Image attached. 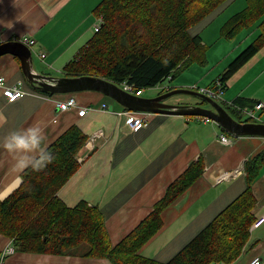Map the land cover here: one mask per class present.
Listing matches in <instances>:
<instances>
[{"label":"crops","instance_id":"crops-1","mask_svg":"<svg viewBox=\"0 0 264 264\" xmlns=\"http://www.w3.org/2000/svg\"><path fill=\"white\" fill-rule=\"evenodd\" d=\"M100 1L0 0V21L13 22L11 29L0 24V43L18 41L23 36L34 39L30 46L35 57H32L33 70L53 77L64 76L63 65L77 55L97 29L99 17L92 10ZM236 2L238 5L231 8ZM246 2L234 0L225 4L191 27V34L200 35L207 45V62L205 66H189L168 83L171 87L193 84L210 87L248 42L258 37L262 19L241 31V40L248 41L242 50H228L224 55L207 54L210 43L215 40L203 39L204 31L215 25L213 35L222 39L224 47L226 39L219 37L220 27L241 11ZM224 12L227 13L223 15ZM0 76L4 77L6 86L21 81L20 87L26 92L16 101L7 102L0 88V144L13 130L30 126L42 129L43 150L72 124L88 135L77 154L78 170L59 189L57 196L70 207L81 200L89 206H98L112 244L151 211L170 182L191 162L202 157V175L163 212V226L141 247L143 256L160 262L172 258L245 189V162L258 155L264 158V136L234 135L207 117L137 112L147 122L140 130L132 131L116 116V111L124 107L100 92L84 90L51 95L40 92L27 82L20 60L12 54L0 56ZM223 85V94L216 100L229 115L235 120L241 116L239 122L264 124L260 119L264 118V110L255 109L258 101H264V45ZM71 95L76 99L77 108L59 111L57 103ZM242 101L246 103L241 105ZM177 103L196 105L188 101ZM81 108H86L82 116L78 115ZM244 108L253 112V116L247 114L245 118L250 119L246 121L242 116ZM98 130L100 133L95 134ZM221 134L230 138L231 143H223ZM38 154L40 152L36 151L29 155L35 158ZM19 157L20 154L10 153L0 146V200L20 184L19 175L24 168L17 167ZM233 171L236 172L232 176L222 178L225 172ZM252 191L256 201L252 209L254 221L264 215V160L259 164ZM250 227L248 243L240 255L230 263L217 262L251 264L254 258H259V264H264V223L251 230ZM8 247H12L11 239L0 235V254ZM75 248L65 255L15 251L1 259L0 264H111L106 258L86 257V250L79 252Z\"/></svg>","mask_w":264,"mask_h":264},{"label":"trees","instance_id":"trees-1","mask_svg":"<svg viewBox=\"0 0 264 264\" xmlns=\"http://www.w3.org/2000/svg\"><path fill=\"white\" fill-rule=\"evenodd\" d=\"M233 1L101 0L92 10L101 18L100 26L61 72L66 77L98 76L117 85L127 81L138 89L172 82L181 70L193 64L206 65L207 45L200 35L190 33L191 27ZM246 1V6L220 27V37L234 38L259 19L261 30L218 78L223 84L264 45V0ZM87 140L88 135L78 125H70L45 149L54 160L38 170L24 168L20 184L0 200V235L11 239L15 251L65 255L86 243L84 256L106 258L111 264L230 263L240 255L254 219L252 185L264 160L261 155L245 162V189L172 258L160 262L143 256L141 247L163 226V212L202 175V157L170 182L151 211L112 246L98 206L81 200L70 207L57 196L78 170L77 154Z\"/></svg>","mask_w":264,"mask_h":264},{"label":"water","instance_id":"water-1","mask_svg":"<svg viewBox=\"0 0 264 264\" xmlns=\"http://www.w3.org/2000/svg\"><path fill=\"white\" fill-rule=\"evenodd\" d=\"M12 54L20 60L23 75L33 87L52 94L74 93L84 90L97 91L110 97L124 108L134 112H157L186 116H202L217 121L234 135L264 136L263 123L239 122L213 98L199 95L188 88H174L153 97H142L125 92L117 84L98 76L53 77L33 70L31 49L19 41L0 43V56ZM187 94L201 99L200 104H172L165 100L173 95ZM201 104H206L203 106Z\"/></svg>","mask_w":264,"mask_h":264},{"label":"built area","instance_id":"built-area-1","mask_svg":"<svg viewBox=\"0 0 264 264\" xmlns=\"http://www.w3.org/2000/svg\"><path fill=\"white\" fill-rule=\"evenodd\" d=\"M100 23H101V18L99 19L98 25L96 28H98ZM18 41L24 43L27 46H32L34 44V39L27 37V36L20 37ZM20 84H21V81H19L14 86H6L4 77L0 76V88L2 89V93L5 96L7 102H14L26 94V92L23 89H21ZM120 87L125 92L131 93L137 96L141 95L143 92V89H138L132 83H129L127 81H123L122 83H120ZM193 87L197 88L195 87V85ZM197 89L198 91H201L202 93L207 94L210 97H214L218 99V98H221L223 94V83L219 79H217L214 83V88L199 87ZM106 105L107 104L105 103L102 104L103 107H106ZM57 107L59 111H67L71 108H77V102H76L75 97L71 95L64 101L58 102ZM255 109L264 110V101H258L255 104ZM85 111H86V108L78 109V115L82 116ZM243 111L246 112V114L253 116V112L251 110L244 108ZM116 116L117 118L122 119L124 123L127 125V127L131 129L132 131L140 130L146 124L144 117L137 114V112L128 110L126 108H122L121 110L116 111ZM220 140L223 143H228V144L231 143V139L225 136L224 134L220 135ZM235 172L236 171L225 172V174L222 175V178L230 177ZM263 223H264V215H260L252 222L250 230L259 227ZM13 253H14V248L8 247L0 254V260L3 259L5 256H9ZM259 263H260L259 258H254L253 261L251 262V264H259ZM211 264H224V263L216 261Z\"/></svg>","mask_w":264,"mask_h":264},{"label":"rangeland","instance_id":"rangeland-1","mask_svg":"<svg viewBox=\"0 0 264 264\" xmlns=\"http://www.w3.org/2000/svg\"><path fill=\"white\" fill-rule=\"evenodd\" d=\"M238 5V2H236V3H234L232 6H231V8H233V7H236ZM221 7H224V6H221ZM220 7V8H221ZM217 11V10H216ZM215 11V12H216ZM214 13V12H213ZM212 13V14H213ZM227 12H224L223 13V15L224 14H226ZM211 14V15H212ZM222 15V16H223ZM217 21L218 20H216L215 21V23H217ZM215 27V25H213V26H211L210 28H208V29H206L205 31H204V33L202 34V36H203V39H205L204 37H206V39H207V37H208V39H210V40H215V42H213V43H210L211 44V46L209 47V50H208V52H207V54L208 55H224V54H226L227 53V51L229 50V52L230 51H232L233 49L235 50V49H237V48H239V50H242L246 45H247V42L248 41H246V43L243 41V40H241V38H242V32L240 31L234 38H231V39H226V40H224L225 41V43H226V45L224 46V47H222V39H217L218 38V36L217 35H213V28ZM190 31V30H189ZM191 32L193 33V30L191 29ZM190 32V33H191ZM218 34V33H217ZM219 37H220V32H219ZM221 38V37H220ZM244 42V43H243ZM216 43V44H215ZM249 43H250V41L248 42V45H249ZM205 44V43H204ZM214 45V46H213ZM209 46V45H208ZM227 46H231L230 48H228ZM32 57L33 58H35L34 57V55H32ZM188 68H186V70H187ZM182 71V73L183 72H185V69H183V70H181ZM51 72H54V74H55V71L53 70V71H51ZM181 73V74H182ZM82 76V75H81ZM169 83V80H166V81H164L163 83H159L157 86H155V87H150V88H147V89H144L143 90V92H142V96H144V97H153V96H155V95H158V94H161V93H164V92H168V91H170L171 89H174V88H177V87H174V88H171V86L168 84ZM214 83H215V81H214ZM195 85V87H197V88H199L200 86L199 85H197V84H193V85H189V86H186V87H182V88H188V89H191L193 92H196L197 94H199V95H205V96H207V97H210V96H208L207 94H204V93H202L201 91H198V89L197 88H194L193 86ZM209 87V86H208ZM210 87L211 88H214V85H210ZM171 88V89H170ZM211 98H213V99H215L216 100V98H214V97H211ZM167 101L169 102V103H172V104H179V103H177V102H181V101H188V102H191V103H196V104H200L201 103V99L199 98V97H197V96H191V95H187V94H177V95H173V96H171V97H169V98H167ZM201 105H203V106H206V104H201ZM242 112V111H241ZM242 116L245 118L246 116H247V114L246 113H242ZM188 117H191V116H188ZM200 117V116H199ZM202 117V116H201ZM260 119H263L264 120V118H260ZM145 121L147 122V120L145 119ZM146 125V124H145ZM144 125V126H145ZM143 126V127H144ZM203 127V126H202ZM209 127V126H208ZM100 133V130H98V131H96L95 132V134H99ZM214 133V132H213ZM91 136V135H90ZM90 141H88V143H89ZM105 220V219H104ZM131 231V230H130ZM129 231V232H130ZM108 232V231H107ZM128 232V233H129ZM127 233V234H128ZM126 234V235H127ZM126 235H124L122 238H124ZM122 238L120 239V240H122ZM119 240V241H120ZM118 241V242H119ZM117 242V243H118ZM117 243H115V244H112L111 243V245L112 246H114V245H116ZM77 251H79V252H81V251H85V250H87L88 249V245L86 244V243H82V244H80L79 246H77L76 248H75ZM149 258H151V257H149ZM154 259V258H153ZM156 260V259H155ZM158 261V260H157Z\"/></svg>","mask_w":264,"mask_h":264},{"label":"clouds","instance_id":"clouds-1","mask_svg":"<svg viewBox=\"0 0 264 264\" xmlns=\"http://www.w3.org/2000/svg\"><path fill=\"white\" fill-rule=\"evenodd\" d=\"M0 24L11 29L13 22L8 21L4 24L0 21ZM42 129L37 126H30L19 130H13L6 137H4L2 146L10 153L20 154L17 161V167L20 169L31 166L33 169H41L48 163L54 160L53 155L42 149ZM39 151L40 155L38 158H34L30 153Z\"/></svg>","mask_w":264,"mask_h":264},{"label":"flooded vegetation","instance_id":"flooded-vegetation-1","mask_svg":"<svg viewBox=\"0 0 264 264\" xmlns=\"http://www.w3.org/2000/svg\"><path fill=\"white\" fill-rule=\"evenodd\" d=\"M165 102H168L167 99L165 100Z\"/></svg>","mask_w":264,"mask_h":264}]
</instances>
